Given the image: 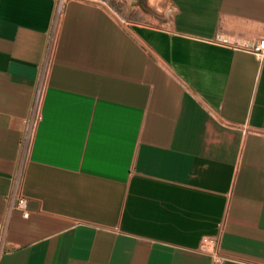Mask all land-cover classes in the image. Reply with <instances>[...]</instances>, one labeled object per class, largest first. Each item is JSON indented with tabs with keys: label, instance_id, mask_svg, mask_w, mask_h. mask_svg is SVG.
<instances>
[{
	"label": "crops",
	"instance_id": "obj_1",
	"mask_svg": "<svg viewBox=\"0 0 264 264\" xmlns=\"http://www.w3.org/2000/svg\"><path fill=\"white\" fill-rule=\"evenodd\" d=\"M54 2L0 0V264H264V0H65L51 35Z\"/></svg>",
	"mask_w": 264,
	"mask_h": 264
},
{
	"label": "built area",
	"instance_id": "obj_2",
	"mask_svg": "<svg viewBox=\"0 0 264 264\" xmlns=\"http://www.w3.org/2000/svg\"><path fill=\"white\" fill-rule=\"evenodd\" d=\"M64 1L55 0L52 14V26H54L56 20L60 16L63 10ZM51 26V28H52ZM52 34V32H51ZM52 37H49L47 44H50ZM251 51L254 55L261 59L264 56V37L260 38L251 48ZM42 74L37 77L36 83L33 88V92L30 98L28 113L24 118V130L22 134L21 142L26 146L27 139L30 137L33 126L36 121L40 118L39 114V105L42 95ZM6 211L17 209L20 211L23 217H26L28 214L27 209V200L26 197L21 194L17 188V185L14 184L13 188L6 197ZM6 223L0 221V254L5 250L4 246V230ZM214 239L211 236H202L199 241V249L206 251L210 254L211 258L218 262L222 259V256L214 249L213 247Z\"/></svg>",
	"mask_w": 264,
	"mask_h": 264
},
{
	"label": "rangeland",
	"instance_id": "obj_3",
	"mask_svg": "<svg viewBox=\"0 0 264 264\" xmlns=\"http://www.w3.org/2000/svg\"><path fill=\"white\" fill-rule=\"evenodd\" d=\"M65 0H62V2ZM105 5L116 19L129 27L132 23L160 25L165 20L167 0H93ZM57 20L52 26L56 30ZM51 34V35H52Z\"/></svg>",
	"mask_w": 264,
	"mask_h": 264
}]
</instances>
